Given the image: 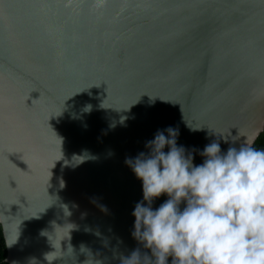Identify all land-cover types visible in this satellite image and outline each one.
<instances>
[{"label":"water","instance_id":"1","mask_svg":"<svg viewBox=\"0 0 264 264\" xmlns=\"http://www.w3.org/2000/svg\"><path fill=\"white\" fill-rule=\"evenodd\" d=\"M169 127L186 154L264 132V0H0L4 262L150 256L125 159Z\"/></svg>","mask_w":264,"mask_h":264},{"label":"clouds","instance_id":"2","mask_svg":"<svg viewBox=\"0 0 264 264\" xmlns=\"http://www.w3.org/2000/svg\"><path fill=\"white\" fill-rule=\"evenodd\" d=\"M178 135L172 127L158 130L145 144L147 154L125 159L143 191L132 235L151 255L142 257L137 249L123 264H264V148L253 147V137L221 153L213 140L186 154ZM194 151L202 157L199 165L193 164ZM161 195L167 199L153 209ZM54 253L45 255L48 264L60 258Z\"/></svg>","mask_w":264,"mask_h":264},{"label":"trees","instance_id":"3","mask_svg":"<svg viewBox=\"0 0 264 264\" xmlns=\"http://www.w3.org/2000/svg\"><path fill=\"white\" fill-rule=\"evenodd\" d=\"M253 147L264 148V132L258 137ZM182 207L183 205L181 206V208ZM4 260H5V245H4V241H3L2 233L0 229V264H6Z\"/></svg>","mask_w":264,"mask_h":264}]
</instances>
